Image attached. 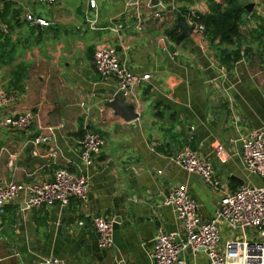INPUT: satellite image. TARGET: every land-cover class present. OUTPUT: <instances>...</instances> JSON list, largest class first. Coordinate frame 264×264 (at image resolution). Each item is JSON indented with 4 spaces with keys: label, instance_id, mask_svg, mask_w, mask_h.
I'll return each mask as SVG.
<instances>
[{
    "label": "crops",
    "instance_id": "1",
    "mask_svg": "<svg viewBox=\"0 0 264 264\" xmlns=\"http://www.w3.org/2000/svg\"><path fill=\"white\" fill-rule=\"evenodd\" d=\"M125 1L96 0L90 9L85 0H0V181L48 183L59 169L80 175L84 133L105 140L88 171L85 204L0 208V264H40L48 257L65 264H149L156 230L179 227L172 208L161 206L172 189L185 185L200 218L209 220L224 193L262 185L245 172L240 151L242 138L264 127V0H239L252 11L244 10L238 36L225 45L193 32L177 42L168 36L181 33L179 17L195 26L191 15L222 11L224 0H140L137 11ZM27 15L48 26L27 22ZM100 45L114 47L132 73L150 75L134 92V122L105 107L116 81L94 70ZM19 67L24 73L14 76ZM82 103L92 112L87 121ZM56 105L58 127L50 129L47 113ZM98 105L106 108L104 117ZM25 111L38 119L29 129L3 125ZM39 136L47 142L34 145ZM216 145L223 147L221 160ZM184 147L211 164L219 191L172 161ZM92 217L113 222L111 248H98Z\"/></svg>",
    "mask_w": 264,
    "mask_h": 264
},
{
    "label": "built area",
    "instance_id": "2",
    "mask_svg": "<svg viewBox=\"0 0 264 264\" xmlns=\"http://www.w3.org/2000/svg\"><path fill=\"white\" fill-rule=\"evenodd\" d=\"M37 3L52 4L54 0H33ZM90 9H96V0H85ZM140 0H126L127 9L138 10ZM147 8H153L147 3ZM159 18V14H155ZM26 21L41 27L48 26L42 20L31 15ZM193 33L205 36L202 24L193 26ZM162 38L160 41H164ZM166 52V49H163ZM92 63L95 72L101 78H115L117 92L123 101L135 106L134 92L142 84L149 82L150 75L132 73L123 64L114 47L100 45L95 48ZM94 97V95H92ZM2 100L7 102L3 97ZM84 120H89L92 112L84 103L80 105ZM137 112V106H135ZM99 117H104L106 108L96 107ZM37 115L25 111L19 115L9 116L3 125L13 130H27L35 122ZM46 136L33 140L34 145L46 143ZM80 175L59 169L53 174L51 182L17 184L13 181H0V208L13 202H21L25 209L52 206L68 207L72 199L81 204L87 202L89 192L88 171L93 166V157L105 146V140L97 133L87 131L79 141ZM215 155L221 160L225 153L221 145L215 146ZM240 158L245 172L261 181L260 187L245 185L238 190L224 193L216 203L215 211L209 220H202L198 206L187 191L185 185L172 189L162 200L161 206L172 208L178 229L165 233L157 229L148 254L149 264H264V127L250 132L241 140ZM172 161L187 174L199 176L203 183L214 191H219L221 183L215 178L213 167L189 147L177 151ZM160 174V172H158ZM100 249L112 246L113 222L101 217L90 219ZM82 226L83 223H78ZM231 232L221 244L222 231ZM237 237L238 240H232ZM231 238V239H230ZM202 254L204 259H199ZM40 264H65L62 260L48 257ZM113 264H124L122 260Z\"/></svg>",
    "mask_w": 264,
    "mask_h": 264
},
{
    "label": "trees",
    "instance_id": "3",
    "mask_svg": "<svg viewBox=\"0 0 264 264\" xmlns=\"http://www.w3.org/2000/svg\"><path fill=\"white\" fill-rule=\"evenodd\" d=\"M225 8L221 11L216 9L208 15H191V19L195 23L204 25L205 36L210 41L219 39L221 45L230 44L232 38L238 36V28L241 24L244 9L239 0H224ZM169 38L177 42V34L175 31L168 34ZM24 73V69L19 67L14 76H20Z\"/></svg>",
    "mask_w": 264,
    "mask_h": 264
},
{
    "label": "water",
    "instance_id": "4",
    "mask_svg": "<svg viewBox=\"0 0 264 264\" xmlns=\"http://www.w3.org/2000/svg\"><path fill=\"white\" fill-rule=\"evenodd\" d=\"M252 7V4L246 5L244 10L250 13L252 11ZM177 28H179L181 31L177 37L178 40L187 38L189 35H191L194 29L193 26L186 24L185 21L180 17L177 20ZM111 93L112 99L105 104V107L111 109L115 116L120 117L126 123L136 121L139 118V115L135 110V106L126 104L115 87L111 89ZM59 110L60 106L56 105L50 112L47 113V128L53 129L58 127L57 115ZM172 150L176 151V147H173ZM112 252L114 253V249Z\"/></svg>",
    "mask_w": 264,
    "mask_h": 264
},
{
    "label": "rangeland",
    "instance_id": "5",
    "mask_svg": "<svg viewBox=\"0 0 264 264\" xmlns=\"http://www.w3.org/2000/svg\"><path fill=\"white\" fill-rule=\"evenodd\" d=\"M222 232H225V233H222L223 235H222V237H221V244H223L226 240H228L227 238L228 237H230L231 236V232H228L227 230H221ZM228 236V237H227ZM231 239V238H230ZM232 240H238V238L237 237H234V238H232Z\"/></svg>",
    "mask_w": 264,
    "mask_h": 264
}]
</instances>
